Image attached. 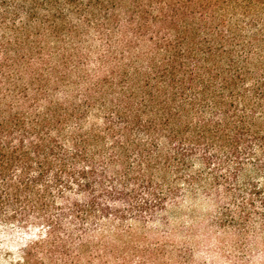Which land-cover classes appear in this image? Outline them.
<instances>
[{"label":"trees","instance_id":"1","mask_svg":"<svg viewBox=\"0 0 264 264\" xmlns=\"http://www.w3.org/2000/svg\"><path fill=\"white\" fill-rule=\"evenodd\" d=\"M195 199L264 230V0H0V264H168Z\"/></svg>","mask_w":264,"mask_h":264},{"label":"rangeland","instance_id":"2","mask_svg":"<svg viewBox=\"0 0 264 264\" xmlns=\"http://www.w3.org/2000/svg\"><path fill=\"white\" fill-rule=\"evenodd\" d=\"M215 205L210 201L187 200L168 212L174 232L160 227L144 230L146 241L164 240L167 251L160 259L168 264H264V230L239 237L233 229L219 228L213 218ZM140 230L139 225L136 226ZM165 232V233H164ZM177 251H176V250ZM169 252V251H168ZM180 255L181 262L176 261Z\"/></svg>","mask_w":264,"mask_h":264}]
</instances>
